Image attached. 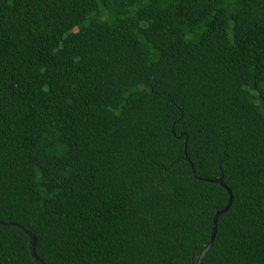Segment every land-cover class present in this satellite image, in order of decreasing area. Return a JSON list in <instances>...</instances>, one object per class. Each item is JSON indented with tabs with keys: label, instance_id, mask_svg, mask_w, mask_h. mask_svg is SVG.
Segmentation results:
<instances>
[{
	"label": "trees",
	"instance_id": "trees-1",
	"mask_svg": "<svg viewBox=\"0 0 264 264\" xmlns=\"http://www.w3.org/2000/svg\"><path fill=\"white\" fill-rule=\"evenodd\" d=\"M174 132V133H173ZM264 264V0H0V221L44 264ZM0 264H40L0 224Z\"/></svg>",
	"mask_w": 264,
	"mask_h": 264
},
{
	"label": "water",
	"instance_id": "water-1",
	"mask_svg": "<svg viewBox=\"0 0 264 264\" xmlns=\"http://www.w3.org/2000/svg\"><path fill=\"white\" fill-rule=\"evenodd\" d=\"M174 133V132H173ZM186 146H187V141L185 142V155H186V160L190 163V166H191V169H192V174L195 178L199 179V180H202V181H205V182H211V183H217V184H220L221 186H223L226 191L228 192L229 194V202L227 204V206L221 210V211H218L213 219V228H212V234H211V238H210V241H209V244L205 247V249L202 251V253L200 254V256L198 257L197 259V264H202V261H203V258L205 257V255L208 253V251L211 249L212 245H213V242H214V239H215V236H216V230H217V222H218V218L223 215L224 213H226L229 208L231 207L232 205V201H233V195H232V192L231 190L226 187L224 185V183L222 182V180H207V179H203V178H200L196 175V172H195V169H194V166L192 164V162L189 160L187 154H186ZM0 224L1 225H8V226H17L19 227L20 229H22L27 235L28 237L30 238L31 240V246H32V255L33 257L40 263V264H44L40 258L37 256L36 254V245H37V240H36V237L34 236V234L28 232L26 229H24L22 226H19L17 224H13V223H3L2 221H0Z\"/></svg>",
	"mask_w": 264,
	"mask_h": 264
}]
</instances>
